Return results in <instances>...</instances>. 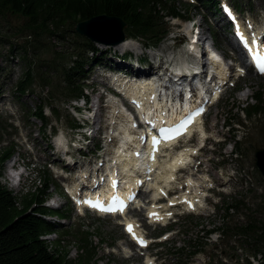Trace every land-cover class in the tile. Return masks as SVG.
I'll return each mask as SVG.
<instances>
[{
  "label": "rangeland",
  "instance_id": "obj_1",
  "mask_svg": "<svg viewBox=\"0 0 264 264\" xmlns=\"http://www.w3.org/2000/svg\"><path fill=\"white\" fill-rule=\"evenodd\" d=\"M190 1H193L194 4L189 5ZM227 1L236 7L239 17L253 21L257 27L264 26V0ZM172 6L173 10L180 14L186 10L183 15L187 16L189 20L193 19V23H198L199 30L194 28V32H200V37L202 35L200 43L203 47L212 43L222 54L229 55V52L226 51L229 49L227 47L229 37L218 16L211 17V11L201 7L197 0H172ZM166 22L165 29L168 34L161 43L153 48L145 46L140 38L134 39V44H130L129 47H120V43L115 44L124 29V27L120 28L118 21H96L93 26L90 25L92 23L87 24L86 27L88 28L89 25V29H92V35L104 37L106 39L102 41L111 44L93 43L97 53L94 58L93 56L91 58V54L87 55L88 61L84 67L86 86L83 93L89 98L90 104L87 109L90 114L82 110L77 113V108H81L85 103L82 100L69 104H67V100L55 103L54 110L57 116L55 115L54 118L56 120L51 115L50 107L44 106L43 114L47 118L48 125L53 127L52 132L48 125L41 131L42 123L29 115V112L34 110L38 92L44 96L47 89L45 87L41 89L38 86L40 84L37 78H35L32 87L35 94L19 95L15 92L14 86L15 82L23 76L22 72L27 69L28 63L32 70L37 69L35 77H38V72L44 74L46 72L44 66L53 65L52 63L56 65L53 69L59 70L67 59L63 63L59 62L56 54L69 51V43L74 40L73 34L67 30L65 39L62 41L51 36L34 39L25 31H19L23 23L22 19L9 14H0V149L8 147L12 149V155L4 164V170L2 169L0 184L14 193L20 191L18 178L10 179L7 174L10 166L13 165L22 171L19 176L22 181V193H31L36 187H39L38 173L41 170L47 171L54 183L49 185L46 205L52 204L57 207L63 205L57 209L66 210L69 217L68 219L46 217L47 221L55 223L56 235L51 234L44 239L50 243L59 240L60 248H65L67 258L72 261L76 260L77 238L84 236L86 232L88 233L85 235L87 250L93 254V259L89 264H206L208 257H211L213 264H245L244 257L247 251L243 246L239 247L238 237L229 239L230 235L224 238L222 235L215 234L209 235L207 239H199L200 234H197L196 242L200 243L197 246L200 253L192 257H188V251L192 250L191 245L188 246L189 250L178 253V257H176L177 253H174V249L180 248L182 241L187 240L188 237H195V233L203 226H206L205 229L209 228L211 223L215 227L225 225V227L231 228L240 223L244 224L248 220H264V180L257 173L252 162L253 147L264 145V126L260 127L258 124L261 121L264 122L263 115L249 122L243 121V128L235 123L238 119L236 117L238 110L236 109L244 106L245 102L251 103L249 96L252 92H260L264 88V76L258 78L248 73L237 80L236 72L229 67L227 61L223 62L222 68L225 75H228L230 71L225 90L221 93L215 106L209 108L208 113L202 118L201 126L195 127L198 132L203 130L204 134L200 137L183 140L182 144L165 151L159 158V164L163 166L181 148L186 149L187 147L194 150L193 155L191 154L188 159V164L182 165V169L175 173L176 182L170 184L169 188L159 184L163 188V192L166 193V197H158L165 200L154 202L152 198L148 199L150 197L148 193V195L141 193L137 207L125 215L127 218H134V220L143 219V212L150 209L154 202L155 207H161L158 211H162V214L166 215L160 222L163 224L167 222L169 213L174 214L181 210L170 208L166 200L173 203L183 192L194 193L191 194L193 199H198V202L193 204L195 212L183 214L184 210H181V215L184 216L178 218V222L171 226L172 231L165 233L162 232V227H148L143 222L145 227L142 228L141 233L146 237H151L154 244L164 241L160 243L161 245L155 246L154 250H150L154 247L153 245L145 252L138 251L131 243L123 239L121 228L114 225V220L96 218L88 212L82 213L78 210L79 207L75 208L69 202H64L63 199L57 198L53 194V191H56V186L62 185L69 192V189L74 190L82 180L99 179V173L104 171L109 163L112 166L114 157H117L116 154L113 156L112 151L115 143L113 137L116 136V132L111 135L104 129L110 121L107 118L111 117L113 108L118 111L117 100L108 99L105 102L100 100L101 106L95 110L94 117L92 115L96 104L95 97L100 95L102 84L105 82L103 77L110 75L108 65L112 66L113 55L120 56L124 53L121 59L126 61L130 59L132 62L137 60L143 69L148 67L154 69L157 64L163 67V60L174 63L173 65H185L181 61L186 59L182 53V43L187 36L184 32L187 24L177 19L168 18ZM175 24L180 26H175ZM74 34L76 35L75 32ZM123 36L125 39L126 36L124 34ZM130 40L132 38L127 39L129 43ZM22 47L25 48L24 53ZM143 47L145 48L143 49ZM217 55L221 54L217 52ZM22 56L24 57L21 58ZM97 57L98 59H96ZM235 61L241 63L240 60L235 59ZM133 64L135 63L133 62ZM136 68L133 66V69ZM120 71L128 73V69L122 68ZM150 72L151 69L147 75H150ZM56 74L55 72L50 73L52 81L58 80ZM130 76L131 74L128 75V78ZM126 80L130 79L126 78ZM234 83L239 85L240 90L235 92L230 88ZM59 92L60 88L55 92L56 95ZM90 92L91 95H89ZM58 96L57 99H61V96ZM238 116L241 117L239 113ZM72 119L79 126L77 131L67 127ZM95 121L97 123L93 127L85 129L87 123ZM111 125L113 126L112 123ZM97 129L103 133L102 136L94 134V132L91 133ZM85 137H88L89 140L86 141ZM99 140H101V144ZM234 141L239 144L236 156L232 149ZM65 143L69 149H64ZM201 145L202 147L195 152ZM95 149L100 150L97 156L93 152ZM98 162L101 163V166L97 165ZM66 164H72V166H66ZM94 169L97 171L95 174L93 173ZM98 170L101 171L98 172ZM157 183H159L158 180ZM74 191L76 192V190ZM199 193L201 195L197 196ZM234 198H237L240 204L237 205V209L228 212L226 220L223 212L220 211L221 204L223 201L227 203ZM215 202L217 206L212 210L214 212L212 215L211 207ZM217 209L218 211H216ZM208 216L209 219H207ZM198 223L200 226L197 225ZM175 232L176 235H174ZM160 233L162 234L158 239L153 237ZM180 233H185L187 236ZM127 255L131 256L129 259H124L123 256ZM248 260L250 264H256L255 260L251 258Z\"/></svg>",
  "mask_w": 264,
  "mask_h": 264
},
{
  "label": "trees",
  "instance_id": "obj_2",
  "mask_svg": "<svg viewBox=\"0 0 264 264\" xmlns=\"http://www.w3.org/2000/svg\"><path fill=\"white\" fill-rule=\"evenodd\" d=\"M198 1L205 8L218 12L215 0ZM185 13L186 10L183 11V14ZM0 14H9L22 19L23 23L19 31H25L34 39L51 36L62 41L65 39L67 30L73 34L74 40L69 43V51L56 54L59 62L63 63L67 59L59 70L53 69L56 65L52 63L53 65L44 66L46 70L44 74L38 72V77H35L37 69L32 70L28 63L27 69L22 72L23 76L15 82L14 89L19 95L35 94L32 90L35 78L38 79L40 84L38 86L41 89L44 87L47 89L44 96L38 92L34 110L29 112L31 117L42 123L41 131L48 125L47 118L43 114L44 106L50 107L54 118L57 116L54 104L60 100H67V104L87 100V96L83 93L86 86L84 67L88 61L87 55L91 54V58L92 56L94 58L97 51L93 42L87 37L74 34L76 23L99 16L119 19L124 24L125 39L140 38L145 46L154 47L167 34L165 29L167 18H186L173 10L172 0H0ZM21 49L24 53L25 48ZM52 72L57 73L58 80L52 81L50 77ZM59 88L60 92L56 95L55 92ZM238 90L240 87L236 85L233 91ZM263 90L264 88L260 92H252L249 97L252 102H245L244 106L236 109L238 110L236 112L243 118L236 113L238 119L235 123L238 126L243 127V121L249 122L260 115L264 116ZM58 95L61 99H57ZM258 124L260 127L264 126L262 121ZM48 127L53 132V127L49 125ZM67 127L75 131L79 128L73 119ZM238 145L237 141L233 142L232 148L235 156V153H238ZM11 155V147L0 149V175ZM39 173V187L31 193L20 191L14 193L0 184V264H89L93 259V254H90L86 246L85 235L88 233L85 232L84 236L77 238L75 261L67 258V252L65 248H60L59 240L50 243L43 238L45 235H56L55 223L47 221L46 217L68 219L69 216L66 210L51 209L44 205L49 185H53L54 181L46 170H41ZM238 204L240 201L237 198L227 203L222 202L220 211L223 212L226 220L228 212L237 209ZM197 225L200 226L199 223ZM205 227L197 231L195 237L190 236L187 240H183L180 248L174 249V253H177L176 257L178 253L189 250V245L192 250L188 251V257L200 253L197 247L200 243L196 242L197 234H200L199 239H205L208 234L217 233L224 238L230 235L229 239L238 237L239 247L243 246L247 251L244 257L245 264H250L248 258L255 260L256 264H264V220H248L244 224L240 223L231 228L225 225L215 227L212 223L209 228L205 229ZM166 231H172L171 226ZM180 234L187 236L185 233Z\"/></svg>",
  "mask_w": 264,
  "mask_h": 264
},
{
  "label": "bare ground",
  "instance_id": "obj_3",
  "mask_svg": "<svg viewBox=\"0 0 264 264\" xmlns=\"http://www.w3.org/2000/svg\"><path fill=\"white\" fill-rule=\"evenodd\" d=\"M237 26L240 29H243L245 32L247 31V26L245 24H243L241 21H239L237 23ZM259 28L261 29V32L264 33V26L259 27ZM193 33H194V31H193ZM186 34H187V32H186ZM197 34L200 37V32H198ZM201 37H202V35H201ZM99 38L102 40L106 39L104 37H99ZM128 43L129 42L127 40H124L122 43H120L121 44L120 47H126V46L129 47L130 43L129 44ZM235 56H236L237 60L242 61L240 55H235ZM202 57H203V54L200 56V59ZM199 63L200 62L197 61L198 67L200 66ZM185 67H186L185 65H172L171 70L182 71ZM243 68H248V66L244 65ZM150 69H152V68L148 67L147 69H144L141 72L140 71L135 72V75L147 74V72L149 73ZM223 70H222V68L219 67L215 71V73L217 75H219L220 79H225V77H224L225 73L223 72ZM128 73H129V71H128ZM132 74H134V73L132 72ZM144 84L145 83L138 85L135 83L128 82V83H126V86L130 90L131 89L134 90V93H139L138 95H140V93L145 90L146 92H148V94L152 95L151 98L154 99L155 92H156L154 81H150L148 83L149 86H145ZM124 88H126V87H124ZM139 90H140V92H138ZM153 103H155V102H153ZM156 106H157V104H156ZM113 109H114V111H112V114L117 115L115 108H113ZM119 117L120 116L117 115V118H119ZM120 119H121V121H119L117 119L113 123L114 128H116L115 139L116 140L119 139L121 141L120 150L118 149L119 145H118V148L115 149V152L117 151L116 152L117 157H114L113 165L116 166V168H118L120 170V175L122 177L121 183L124 184V186L126 187L128 192H131V190H132L131 186L133 188H136L135 183L132 184L133 179L140 178L141 176L145 177L140 182H142V184H144V186H145L144 191L149 190L148 194H149L150 198H152V200L154 201L156 198H158V196H160V193H162L164 191L163 188L159 184L161 183L162 185H164L167 188L171 183L176 182V179L174 177L175 173L179 172L182 169V167H183L182 165L188 164V159L191 156V154L193 155L194 150L192 148H187V147H186V149L181 148L176 154H174L171 158H169V160L166 163H164L163 166L159 164V158L165 152L160 153L159 155H155V156L148 155L147 157L139 156V157L135 158V157L131 156L130 151L126 150L127 143L129 141L133 140L135 137L127 131V126L124 125V123H126L125 116H122ZM120 122H122V124ZM169 146H172V143ZM163 156H165V155H163ZM159 170L161 171L160 173L157 172ZM143 173H148V174L144 175ZM157 180L159 181V183H157ZM92 186H93V182L91 181L90 187H92ZM103 191L104 190L99 189L94 193L103 197V196H105L103 194ZM107 191H108L107 192L108 195L112 193V190H110V189H107ZM191 194L193 195L194 193H191ZM191 194L189 191L183 192V194H182L183 197L182 198H176L177 201L175 203H177V202L180 203L181 200H183L182 202L188 201L190 204L193 205L195 202H198V199L197 200L193 199V196ZM108 195H106V196H108ZM199 195H201V193H199L197 196H199ZM136 205H137V202H136ZM154 207L155 206H154V202H153V205L148 210V216H150L151 212H156V218L154 220L163 219L166 215H162L161 212H159V211L157 212V210H154ZM160 208L161 207H159V206L155 207V209H160ZM123 217H125V215H123Z\"/></svg>",
  "mask_w": 264,
  "mask_h": 264
},
{
  "label": "water",
  "instance_id": "obj_4",
  "mask_svg": "<svg viewBox=\"0 0 264 264\" xmlns=\"http://www.w3.org/2000/svg\"><path fill=\"white\" fill-rule=\"evenodd\" d=\"M104 20H108V21H118V25H120L122 27H124V24L119 20V19H113V18H107L105 16H99L97 18H91L85 21H80L78 23L75 24L74 26V32L82 37H87L90 41H92L93 43H98V44H103V45H111V44H106L105 42L102 41V39H100L97 35L95 34H91L92 29H89V25L88 28L86 27L87 24L92 23L90 25L93 26L94 23H96V21H104ZM122 41H124V36L123 34L120 33V37L117 39V41H115V44H119ZM112 44V45H115ZM252 162L256 168V170L259 172L261 178L264 180V145L260 146V147H253V154H252ZM211 262V257L209 258V261L207 262V264H210Z\"/></svg>",
  "mask_w": 264,
  "mask_h": 264
},
{
  "label": "snow or ice",
  "instance_id": "obj_5",
  "mask_svg": "<svg viewBox=\"0 0 264 264\" xmlns=\"http://www.w3.org/2000/svg\"><path fill=\"white\" fill-rule=\"evenodd\" d=\"M226 13L230 14V10L229 9H226ZM258 68H259V70L261 72H264V62H261L258 65ZM202 111H203V109L201 108V109L197 110L196 112H194L192 115H199ZM191 119H192V116L190 115L184 121L181 122V124L179 125V128H183L186 124L190 123L191 122ZM177 134H179V130H177ZM154 144H155V140H154ZM109 210H112V209H109ZM150 215H155V214L154 213H150ZM128 231H130V232L132 231V226L131 225L128 226ZM134 238L137 239V241L139 243H141L142 245L145 243L140 238L135 237V235H134Z\"/></svg>",
  "mask_w": 264,
  "mask_h": 264
}]
</instances>
